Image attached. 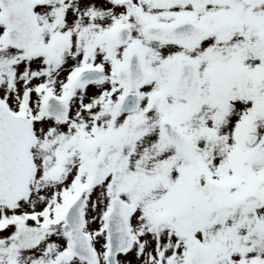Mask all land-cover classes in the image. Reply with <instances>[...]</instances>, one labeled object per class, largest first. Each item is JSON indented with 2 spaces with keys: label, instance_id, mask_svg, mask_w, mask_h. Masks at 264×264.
Here are the masks:
<instances>
[{
  "label": "snow or ice",
  "instance_id": "obj_1",
  "mask_svg": "<svg viewBox=\"0 0 264 264\" xmlns=\"http://www.w3.org/2000/svg\"><path fill=\"white\" fill-rule=\"evenodd\" d=\"M0 264H264V0H0Z\"/></svg>",
  "mask_w": 264,
  "mask_h": 264
}]
</instances>
